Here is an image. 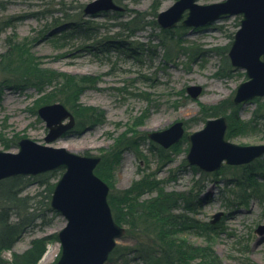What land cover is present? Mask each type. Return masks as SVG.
Masks as SVG:
<instances>
[{
	"label": "rangeland",
	"instance_id": "1",
	"mask_svg": "<svg viewBox=\"0 0 264 264\" xmlns=\"http://www.w3.org/2000/svg\"><path fill=\"white\" fill-rule=\"evenodd\" d=\"M91 1L0 0V55L8 51L11 38L20 45L10 48L11 53L24 47V51L28 49L33 57L38 58L42 68L97 77L95 84L81 93L79 104L93 106L103 114L101 122L87 123L81 127L77 126L76 118L72 130L46 143L48 128L37 113L42 104H36V100L50 87L39 92L33 87L18 89L19 86L8 84L17 77L19 70L12 69L13 65L3 60L2 64L0 62V150L16 152L17 141L27 137L47 146L64 147L76 154L101 158L113 152L116 141L120 139L118 150L122 149L121 158L111 170V187L101 178L109 187L108 195L127 189L145 173L159 179L165 190L187 193L188 196L197 193V185H201L196 196V210L192 215L210 223L213 215L223 213L214 223L217 228L211 245L222 263L264 264V155L247 164L223 163L213 172L202 171L186 159L189 147L186 134L201 129L207 118L226 117L230 110L229 103L238 108L242 120L250 118L259 106L264 108V96L250 99L243 105L231 102L236 86L247 80L245 70L234 68L227 55L241 16L223 17L202 26L178 23L173 28L163 29L157 23V14L168 9L176 0H113L124 8L122 17L113 15L117 11L84 15L83 8ZM219 1L223 0H197V3ZM135 10L142 12V24H146V27L128 37V31H124L119 24L128 21ZM78 14L99 25L95 34L88 39L78 33L70 34L64 39L67 46L63 49L49 39L53 36L48 30L47 38L39 40L40 34L44 29L46 32L54 18L60 20ZM113 35L130 39L124 46L138 44L137 54L130 53L124 46L120 47L121 44L103 53L74 51L81 48L80 43H89L91 37ZM167 50L170 51L169 57L165 55ZM132 55L136 56L133 58ZM190 85L202 87L198 97L191 98L187 94L186 87ZM210 106H219L218 111L222 113L205 117L202 109ZM176 121L183 122L185 134L174 149H164L149 139L148 132L161 131ZM226 131L225 138L231 143L264 144V130L234 137L226 135ZM127 142L131 145L128 146ZM159 148L167 153L168 157L165 156L164 160L169 158V161L159 160ZM63 170H51L55 174L49 178V183H56ZM47 172L19 175L24 186L23 195L32 197L31 210L36 220L34 226L25 230L10 250L1 252L4 259L10 260L12 252L24 251L32 238L57 234L65 225V218L51 208L45 186L41 184L43 174ZM229 179H236L239 185H226ZM232 189L234 196L229 194ZM239 192L244 196L245 204H235L228 209L225 205L232 199L239 202L235 197ZM153 195L154 192L142 197ZM179 206L183 207L184 204L179 203ZM122 226L125 233L116 239L115 247L104 264H150V255L157 246L153 236H148L142 225ZM181 238L192 244H205V240L195 234ZM49 249L53 252L44 259ZM60 252L58 240L49 242L37 264H54ZM152 263L156 264L154 261Z\"/></svg>",
	"mask_w": 264,
	"mask_h": 264
},
{
	"label": "water",
	"instance_id": "2",
	"mask_svg": "<svg viewBox=\"0 0 264 264\" xmlns=\"http://www.w3.org/2000/svg\"><path fill=\"white\" fill-rule=\"evenodd\" d=\"M122 10L113 0H93L84 6L83 13L95 16L102 11ZM233 15L241 18L227 55L234 68L245 70L247 80L236 86L231 102L243 105L264 96V0H223L210 4L176 0L168 9L160 11L156 20L161 28L168 29L177 23L202 26ZM201 91L199 85L186 87L191 98L198 97ZM37 113L48 128L46 143L53 142L75 125L74 115L60 102L43 104ZM226 128V117L220 115L208 118L201 129L188 133V163L213 172L223 163L247 164L264 155V144L239 145L227 141ZM184 133L183 122L176 121L166 129L147 135L163 148H169ZM100 160L99 156L76 154L27 137L17 141L16 152L0 150V180L64 169L50 199L51 208L66 220L57 232L61 252L54 264H104L116 239L125 233V228L113 218L107 200L108 185L94 173ZM222 214L216 213L210 222L215 223Z\"/></svg>",
	"mask_w": 264,
	"mask_h": 264
},
{
	"label": "trees",
	"instance_id": "3",
	"mask_svg": "<svg viewBox=\"0 0 264 264\" xmlns=\"http://www.w3.org/2000/svg\"><path fill=\"white\" fill-rule=\"evenodd\" d=\"M114 16H124L123 11H117ZM132 17L128 21H123L119 26L124 31H128L127 36L131 37L136 31L144 30L146 24L143 23V14L141 11L135 10L130 14ZM99 25L92 24L78 15L66 16L62 19L54 18L52 23L47 27V30L40 34V39L47 38V31L50 30L53 44L59 48H65L67 45L64 42L70 34H77L84 38H89L95 34ZM72 35L71 37H75ZM11 40V41H10ZM130 39H124L117 35L100 37H91V43H80L79 49L74 51H90L93 53H103L110 51L111 47H123ZM11 42V43H9ZM9 49L20 47L15 43L14 39L9 38ZM123 42V43H122ZM127 45L130 53L137 54V45ZM124 48V49H126ZM8 49L0 55V62L5 60L6 64H12V69L19 70L17 77L10 80L8 84H13L18 89L35 88L42 92L46 87H50L49 91L45 92L36 100V104H50L54 102L62 103L72 114L77 118V126L81 127L87 123L101 122L103 114L100 110L93 106H83L79 104V96L81 93L93 86L97 77L92 75H71L65 72L53 71L47 68H42L38 58L26 51L24 47L12 52ZM165 55L169 57L170 51H166ZM129 56V55H128ZM133 58L136 55H132ZM5 64H3L4 66ZM18 81V82H17ZM229 113L225 114L228 119L227 133L229 137L247 134L253 131L264 130V108L259 106L252 113V116L246 120H242L238 113V108L229 103ZM219 106L204 107L202 113L205 117L217 116L222 113ZM224 113V112H223ZM120 139L116 141L113 152L107 156H102L100 162L94 169V173L106 181L111 187V172L121 158L122 149ZM130 146L131 143L127 142ZM176 145V144H174ZM174 145L170 149H174ZM8 146V145H6ZM133 147V146H131ZM159 160L168 157L167 153L162 148H159ZM166 156V157H165ZM170 159L164 160V162ZM260 167V165H259ZM55 174L47 172L43 174L41 181L42 186H45L47 198L50 199L55 183L50 184L49 178ZM239 181L229 179L226 185L238 186ZM197 193L188 196L187 193L176 191H167L162 186L159 179H156L149 173H145L141 178L136 180L127 189L119 190L116 193L110 192L107 196L109 206L114 220L120 225H128L129 227L143 226V230L148 236H153L156 242V249L151 253V263L153 264H223L222 260L215 254L212 249L213 236L216 233V224H211L195 218L192 214L196 210L198 192L202 186L197 185ZM24 186L21 176H13L0 181V264H37L43 256L46 246L49 242L58 240L57 234L54 233L48 236L34 237L31 239L29 246L21 253L12 252L10 260L4 259L1 256L3 250H10L14 243L18 240L25 230L34 226L36 215L31 210L32 197L27 194L23 195ZM243 190V189H241ZM240 190V192H241ZM155 195L143 198L145 194L153 193ZM232 192L229 194L234 196ZM238 193L236 202L232 199L227 205L228 209L233 208V205H244L245 200L241 193ZM264 195V192H263ZM227 197V196H226ZM229 197V196H228ZM193 201H195L193 203ZM179 203L184 206L180 207ZM138 222V223H137ZM195 234L205 240L204 245L192 244L182 239L181 236ZM158 258H155L156 256Z\"/></svg>",
	"mask_w": 264,
	"mask_h": 264
},
{
	"label": "bare ground",
	"instance_id": "4",
	"mask_svg": "<svg viewBox=\"0 0 264 264\" xmlns=\"http://www.w3.org/2000/svg\"><path fill=\"white\" fill-rule=\"evenodd\" d=\"M39 40H44V39H39ZM66 53H67V52H66ZM66 53H65V54H66ZM53 250H54V249H53ZM52 252H53V251H51L50 249L47 250V252L45 253L44 259H47L48 257H50L51 254H52Z\"/></svg>",
	"mask_w": 264,
	"mask_h": 264
}]
</instances>
